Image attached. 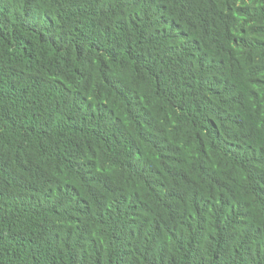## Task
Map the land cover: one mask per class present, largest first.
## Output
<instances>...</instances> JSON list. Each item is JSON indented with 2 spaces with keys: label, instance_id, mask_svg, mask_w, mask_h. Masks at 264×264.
Returning <instances> with one entry per match:
<instances>
[{
  "label": "trees",
  "instance_id": "1",
  "mask_svg": "<svg viewBox=\"0 0 264 264\" xmlns=\"http://www.w3.org/2000/svg\"><path fill=\"white\" fill-rule=\"evenodd\" d=\"M0 264H264V0H0Z\"/></svg>",
  "mask_w": 264,
  "mask_h": 264
}]
</instances>
